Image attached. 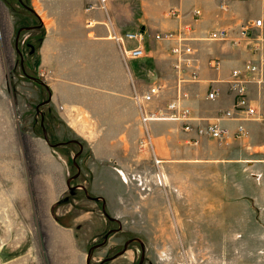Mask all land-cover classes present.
<instances>
[{"label": "rangeland", "instance_id": "1", "mask_svg": "<svg viewBox=\"0 0 264 264\" xmlns=\"http://www.w3.org/2000/svg\"><path fill=\"white\" fill-rule=\"evenodd\" d=\"M241 1L254 10L249 18L264 19V0ZM170 9L168 16H186L188 20L169 31L183 30L181 37L192 44L201 10ZM32 23H37L36 19L17 0H0V264H70L68 258H61V244L58 261L54 256L48 262L39 260V254L48 249L49 239L48 226L42 232L39 225L44 227L51 216L81 231L84 255L107 233L105 244L91 251V264H264V107L256 106L263 114L260 120H248L251 126L245 127L242 135L231 136H245L246 147L251 149L243 166L224 168L212 177L210 165L192 156L179 163L165 157L155 156L154 160L149 151L151 139L145 135L141 118L145 110L140 108L138 121L102 123L103 118L90 111L92 93L87 90L90 85L85 83L86 78L72 75L74 70L70 69L68 74H53L50 58L44 60L42 27L22 28L16 41L18 28ZM156 35L159 46L169 52L182 96L180 83L194 81L190 72L198 67L182 64L177 68L170 52L175 38ZM142 39H119L123 53L130 57L124 49L140 47L143 55L136 58L144 56L149 43L144 45ZM127 40L135 42L132 45ZM66 88L71 90V99L64 96ZM159 93L142 102L153 101ZM59 97L75 104L71 114L76 122L61 113ZM154 112L162 116L159 108ZM185 132V143L198 142L191 140L196 136L194 129ZM119 134H124L123 140L139 137L148 150L140 145L124 150ZM98 146L106 155L101 157L94 150ZM162 162L183 167L172 169L167 179L162 174ZM219 185H226L224 192ZM122 196L127 203L119 199ZM227 198L233 204L226 205ZM152 202L154 214L150 211ZM132 204L139 212H130ZM104 211L118 220H110ZM89 219L96 222L98 230L94 234ZM125 243L128 250L119 254ZM35 244L40 246L36 248Z\"/></svg>", "mask_w": 264, "mask_h": 264}, {"label": "crops", "instance_id": "2", "mask_svg": "<svg viewBox=\"0 0 264 264\" xmlns=\"http://www.w3.org/2000/svg\"><path fill=\"white\" fill-rule=\"evenodd\" d=\"M17 1L23 6L26 5L24 7L31 12L37 22L20 26L17 30V38L24 27H36L37 29L42 27L44 35L41 43V55L44 54V60L50 58L53 74H68L67 70L70 69L74 70L71 72L72 75L86 78L87 82L85 81V83L90 85L87 90L92 93L89 95L88 102L89 107L92 108L90 111L97 112L100 118H103L102 123L123 125L132 119L138 121L141 114L140 108L141 110L143 108L144 113L149 115L150 112L157 111L158 108L160 111L165 109L166 101L175 98L177 94L179 95L177 75L171 69L169 52L166 48L160 47L158 43L160 41L154 38L155 33L179 29L183 22L188 20L186 16H168L167 11L171 7L182 12H188L193 7H197L202 12L194 24L195 39L192 41L196 51L197 71L200 79L185 80L180 83V90L184 94L182 101L191 108L195 125L205 124L232 107L234 92L229 85L231 69L241 66L245 61L255 60L264 55V41L259 44V48L254 49L251 41L240 40L238 43H233L231 40L237 37L239 27L252 19L249 17L254 10L241 0H29V5L26 0ZM262 12L261 15L264 17V10ZM222 28L229 31V39L209 40L204 38V35L210 30ZM138 29L143 34V44L149 43L148 47L145 46L147 53L139 58L127 57L123 53L121 42L117 36L126 31ZM258 32L256 29L252 30L253 35ZM126 42L133 45L135 40ZM214 61H218L216 66H213ZM64 62L67 65H62ZM152 83L162 85L158 97L153 101L139 103L138 98ZM249 89L252 102L263 108L264 88H259L256 83L251 82ZM63 90L64 96L71 99L69 96L71 90L69 91L67 88ZM209 91H216L215 97L209 98L207 96ZM51 92H54L53 88ZM76 100L79 101V99ZM70 101L72 100L66 101L63 97H59L57 104L59 108L61 107V113L66 114L67 120L76 122L74 115L71 114L75 104ZM144 113L142 111L141 118L146 127L145 135L151 139L149 151L153 159L155 156L161 157L160 159L165 157L177 159L176 162L179 163V160H186L192 156L203 160L205 166L209 164L211 176L215 177L224 168L233 165L243 166L246 157L250 154L248 150L250 148L246 147L245 136L229 137L226 140L200 136L197 138V143L189 144L184 142L188 134L182 129L180 121L144 119ZM107 117L116 119H106ZM222 122L233 129L238 120L225 118ZM244 124L246 128L251 126V122L248 120ZM188 133L189 136L193 135V132ZM119 136L123 140L124 134H119ZM139 141V137L133 140L127 136L121 147L124 150H130L132 147L137 149L140 145L146 150L144 142L142 141L140 144ZM94 150H98L101 157L106 155L101 152L100 146L95 147ZM156 165L159 167L158 163ZM161 166L162 174L169 179L170 171L174 168L178 169L182 164L177 166L162 162ZM225 187L226 185H219V188L222 189L221 192H224ZM105 190L108 192L107 188ZM121 194L119 193L118 196ZM97 197L99 198V196ZM119 199L123 204L127 203L125 197L122 196ZM225 204H233L232 199L227 198ZM154 206L155 203L152 202L150 205L152 214L155 212ZM130 210L132 214L135 213L133 204L130 206ZM135 211L139 212V209L136 208ZM173 215H175L174 211ZM48 219L44 223V227H42V223L40 225L36 223L42 232L43 228L48 226L46 229L50 239H47V251L39 254L40 261L48 262L53 256L58 261L61 244L64 247V250H61L64 253L61 256L63 260L68 258L71 261L70 264H76L80 258L79 264H87V260L89 259L90 262L92 259V256L89 257V255L93 248L105 244L106 238L104 237L102 241L94 243L88 249L90 253L87 252L84 255L85 243L80 240V237L83 236L81 231L74 225L60 222V218L56 219L51 216ZM91 222L92 227L89 228L94 234L98 229H95L96 222L93 220ZM110 230L112 231L113 228ZM130 239L127 238V241ZM37 246L40 245L35 244L36 248ZM127 250L128 247H125L119 254Z\"/></svg>", "mask_w": 264, "mask_h": 264}, {"label": "built area", "instance_id": "3", "mask_svg": "<svg viewBox=\"0 0 264 264\" xmlns=\"http://www.w3.org/2000/svg\"><path fill=\"white\" fill-rule=\"evenodd\" d=\"M173 12L172 9H170ZM170 10L168 12H170ZM197 9H194L196 11ZM174 14V13H172ZM264 19L262 17H256L250 19L245 24L239 27L237 37L231 39L233 43H238L240 40L251 41L252 47L254 49L259 48V44L264 41L263 34ZM258 30V34H252V30ZM183 30L173 33L170 31L159 32L156 37L160 36H172L176 40V44L172 46L170 52L174 59V65L180 69L182 64L186 66H192L197 68L196 64V51L195 48L190 43L189 39L181 37ZM161 34V35H160ZM175 34V35H174ZM141 39L143 34L141 30L126 31L124 34L117 36L120 40L122 37ZM205 39L209 40H227L230 38V33L227 29H213L204 35ZM124 52L130 55L131 58H136L137 56L143 55V49L140 47L126 48ZM218 61H214L213 66H216ZM192 80L196 81L198 78L197 71L192 70L191 72ZM231 77L229 79L230 88L234 92V102L231 108L225 110L220 115H217L215 119L207 121L205 124L193 123L194 115L192 114L190 108L186 106L182 100V96H177L175 99L168 101L165 105V111H160L162 116H156L154 112H150L149 115L143 114L144 119L148 118H168L173 120H178L182 123V128L185 131H190L194 129L196 136L191 139L194 142L197 141L198 136L207 135L212 138L222 139L224 137L240 136L244 133L245 124L247 120H260L262 118L260 110H257L256 104L252 102L250 98L249 84L254 82L259 88H264V55H261L255 60H249L242 63L239 67H234L231 69ZM181 76V75H180ZM184 79L182 76L180 77ZM180 78H178L180 80ZM161 85L153 84L150 85L149 89L144 92L138 102L141 103L142 100H150L155 94L159 93ZM216 91H209L207 96L209 98L215 97ZM225 118H234L238 120L234 129L225 125L222 120Z\"/></svg>", "mask_w": 264, "mask_h": 264}, {"label": "water", "instance_id": "4", "mask_svg": "<svg viewBox=\"0 0 264 264\" xmlns=\"http://www.w3.org/2000/svg\"><path fill=\"white\" fill-rule=\"evenodd\" d=\"M24 6H26V5L24 4ZM28 8H29V7H28ZM29 9H30V8H29ZM18 32H19V31H18ZM16 41H17V36H16ZM16 41H15V43H16ZM46 89H47V91H48V93H49V96H50V91L48 90L47 87H46ZM43 130H44V129H43ZM44 136H45V139L48 140L45 130H44ZM73 162L76 164L75 156H74ZM104 213L108 216V214L106 213V211H104ZM108 217H109V218H112V217H110V216H108ZM106 235H107V233L105 234V237H106ZM130 240H131V239H130ZM126 246H127V243L124 244L123 249H125ZM123 249H122V250H123ZM88 253H90V251H88ZM87 264H90L89 259L87 260ZM99 264H100V263H99Z\"/></svg>", "mask_w": 264, "mask_h": 264}]
</instances>
